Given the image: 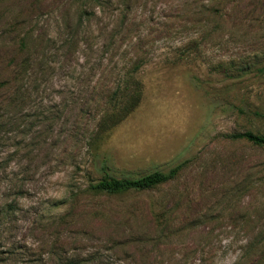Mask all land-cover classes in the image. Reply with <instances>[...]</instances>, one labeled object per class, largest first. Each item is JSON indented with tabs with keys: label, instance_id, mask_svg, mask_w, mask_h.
<instances>
[{
	"label": "rangeland",
	"instance_id": "1",
	"mask_svg": "<svg viewBox=\"0 0 264 264\" xmlns=\"http://www.w3.org/2000/svg\"><path fill=\"white\" fill-rule=\"evenodd\" d=\"M80 5L0 0V77L25 33L38 87L0 145L30 210L2 233L0 264H232L244 249L264 264V147L231 138L264 134V0H102L79 41ZM132 60L142 98L92 136ZM177 164L153 190L88 188Z\"/></svg>",
	"mask_w": 264,
	"mask_h": 264
},
{
	"label": "trees",
	"instance_id": "2",
	"mask_svg": "<svg viewBox=\"0 0 264 264\" xmlns=\"http://www.w3.org/2000/svg\"><path fill=\"white\" fill-rule=\"evenodd\" d=\"M79 4H81L80 18H78L80 41L88 30L87 23L90 21L92 15L96 13L93 7L101 6L102 0H79ZM27 36L28 34L25 33L17 36L16 46L18 47V56H23L25 51L29 48L27 47ZM108 49L109 48L106 50ZM16 57L11 58V60L6 63L7 71H9L8 74L0 77V145L3 144L5 139H8L4 138L5 135H3L7 131L6 129H8L6 126L16 123L19 119L26 116H24V114L19 116L16 109L22 103L29 102L30 95L28 93V88L31 86L30 83L32 82V86L38 88L35 85L34 73L32 72L33 64L31 59H29L30 55L23 56L18 61ZM186 57H190V53H187ZM40 61L39 63H44V58ZM39 63H37V65H39ZM142 63L141 60H132L129 66L125 65L123 69L121 68L118 77L112 83L110 96L104 102L107 107H110V110L106 112L104 110L98 113L97 119L93 125L92 136L103 132L105 133L113 128L142 98V85L140 81L135 78V72ZM13 109H15V111H13ZM40 117H44L43 113H41L37 119H40ZM231 138L236 140L243 139L250 145L264 147V134L261 133L243 130L240 131V133L232 134ZM15 154L16 152L13 150L6 155L4 160H1L3 163L0 161V185H2L4 190L0 195V240L3 237V232L8 234L17 228L16 222L23 218L20 216L22 212L27 213L30 211L29 209L24 210L23 206L18 203L17 199L24 197L27 193L22 184L16 182L18 175L15 171L12 169L7 170L5 165L8 158H11V155ZM181 166V164H177L166 172L155 171L135 178L122 177L118 179L108 174H103L96 182L89 184L88 188L94 194H103L106 196L119 195L128 190H153L176 178ZM7 196H11L12 198L6 200ZM55 203L57 204V202ZM37 213L38 212H34L33 214L36 215ZM62 218L64 219L66 217L60 215L57 219L62 221ZM19 245L20 243L18 241H12L9 243L8 249L10 251L12 250V252L14 250H19L21 249ZM247 256L248 251L244 249L237 257V260L232 264H242L243 261H246Z\"/></svg>",
	"mask_w": 264,
	"mask_h": 264
}]
</instances>
